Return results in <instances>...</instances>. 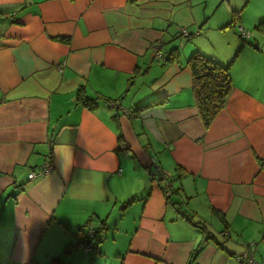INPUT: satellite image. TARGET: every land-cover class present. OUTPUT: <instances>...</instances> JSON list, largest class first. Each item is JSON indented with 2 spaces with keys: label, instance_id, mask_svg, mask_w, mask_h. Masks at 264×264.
<instances>
[{
  "label": "crops",
  "instance_id": "0c3cea01",
  "mask_svg": "<svg viewBox=\"0 0 264 264\" xmlns=\"http://www.w3.org/2000/svg\"><path fill=\"white\" fill-rule=\"evenodd\" d=\"M216 7L219 32L195 35ZM0 28V264L64 258L87 221L118 264H190L198 247L193 264H240L250 244L264 264V0H0ZM195 52L230 64L208 129Z\"/></svg>",
  "mask_w": 264,
  "mask_h": 264
},
{
  "label": "trees",
  "instance_id": "16d2710c",
  "mask_svg": "<svg viewBox=\"0 0 264 264\" xmlns=\"http://www.w3.org/2000/svg\"><path fill=\"white\" fill-rule=\"evenodd\" d=\"M60 40L66 41V39ZM168 61H173V58H169ZM187 66L192 77L191 88L193 92L194 107L197 110V114L204 128L208 129L216 115H218L224 108L225 101L232 90L233 85L229 73L230 64L224 66L211 58L203 56L199 52H195L187 59ZM76 99L81 105L92 109L95 105L93 100L86 97L82 89L78 90ZM157 103L160 104L162 103V101H158ZM149 105L150 104L145 105L143 107H140L139 109L147 108ZM220 221H222V223L225 222L222 217H220ZM104 228L105 226L103 221L99 222L98 226H95L92 221H87V223H85L78 231L80 236L78 246L65 247L64 255L69 254L70 251L75 250L76 248L84 249L86 244H90L91 242L94 246V252L91 253L90 258L97 256L99 254V245L102 239ZM88 229L94 230L93 235H91L90 237L86 235L89 231ZM200 250L201 248L198 247L191 255L190 264H193L195 262L197 254ZM62 258L63 257L53 258L51 260V264H67ZM29 264L38 263L35 261H31Z\"/></svg>",
  "mask_w": 264,
  "mask_h": 264
},
{
  "label": "rangeland",
  "instance_id": "374dc122",
  "mask_svg": "<svg viewBox=\"0 0 264 264\" xmlns=\"http://www.w3.org/2000/svg\"><path fill=\"white\" fill-rule=\"evenodd\" d=\"M220 13H221V9H219V7L214 8L213 14H212V16H214V17H210V19L205 23V25L201 27L202 28L201 30L193 31V32H196L195 35L199 34V32H205L206 28H208L210 26H211V31H209V32H219V31H216L215 29H216V23H217V19H218L217 15H219ZM229 22L227 23L228 24L227 27H230L232 29L233 23L236 22V21H235V19L232 18V20L229 21ZM233 28L234 29L236 28V32H238L240 38L244 41V43L247 42L248 39L250 38V32L252 34L256 35L255 31H253V30H250V32L248 30L247 31L245 30L246 32L249 33V36L247 35L246 37H244L240 33V32H245L241 26L237 27V25H236V27H235V25H234ZM227 30H229V29H226V31ZM227 32H230V31H227ZM205 33H207V32H205ZM197 39H198L197 36H193V37L191 36L190 40L183 39L184 41H182V43L185 44V45H188L189 48L191 49V44H194L195 41H197ZM252 41L253 40L250 38V43H252V45H253L254 42H252ZM177 42L179 43L180 39H177ZM191 51H194V50H191ZM155 58H157V57L155 56ZM51 166H52V164H51ZM94 222H93V224H94ZM95 223L98 224L97 222H95ZM201 230L203 231V228H201ZM110 254L111 253H109L106 256V258H101V257L99 258L98 256L91 257V258H94L93 260H91V258H90L91 253L85 254L83 252V249L76 248L74 251L71 252V254L65 256L62 259L67 264H94V263H90V262L95 261V260H97L96 264H118L119 261H115L113 259V256H110ZM239 260H240V258H239ZM49 263H52V261H50ZM240 264H242L241 261H240ZM258 264H260V263H258Z\"/></svg>",
  "mask_w": 264,
  "mask_h": 264
},
{
  "label": "built area",
  "instance_id": "2783aa9c",
  "mask_svg": "<svg viewBox=\"0 0 264 264\" xmlns=\"http://www.w3.org/2000/svg\"><path fill=\"white\" fill-rule=\"evenodd\" d=\"M10 18L12 20L13 15ZM182 33L183 34H187V31L182 29ZM240 33L244 37H246L247 35L249 36V33L246 32V31L245 32H240ZM154 56H156L158 60H161V61L164 60L163 56L161 55V53L159 51V46L154 48ZM52 169H53V167L51 166V163L50 162H46V163L40 165L33 172H31L29 174V178L30 179H34V178H37L39 176H45V175L49 174L52 171ZM89 229H91V228H89ZM93 233H94V230L92 229V230H89L86 235L88 237H90L91 235H93ZM83 251L85 252V254L93 253L94 252L93 243H91V242H90V244L87 243L86 246L84 247ZM240 261H241L242 264H258V262L255 261L254 254H253V252L251 250V244L248 246L246 251L241 255Z\"/></svg>",
  "mask_w": 264,
  "mask_h": 264
}]
</instances>
